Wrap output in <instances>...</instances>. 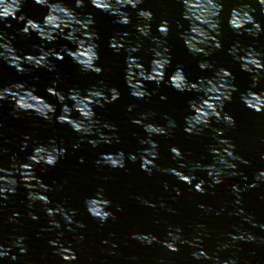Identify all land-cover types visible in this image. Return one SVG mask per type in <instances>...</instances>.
I'll use <instances>...</instances> for the list:
<instances>
[{"label":"water","instance_id":"water-1","mask_svg":"<svg viewBox=\"0 0 264 264\" xmlns=\"http://www.w3.org/2000/svg\"><path fill=\"white\" fill-rule=\"evenodd\" d=\"M62 2L73 8L79 16L91 14L94 18V30L99 37L96 41L100 56L97 65L103 68L102 74H82L79 66L66 54L63 60L53 61V71L25 65L29 70L23 75L0 59V87L22 82L28 88H35L37 95L54 104L59 114L61 105L56 97L47 93V88L55 86L65 95L70 89L84 93L87 89L98 87L103 81L108 87L119 90L120 99L104 108L94 107L96 118L102 123L115 124L116 130L113 133L107 128H101L114 137L112 143L101 142L98 147H92L88 140L98 137H85L81 147L74 150L72 145L80 142L81 137L68 125L56 124L54 118L52 123H48L34 113H20L17 118L14 115V104L10 100L0 101V190L13 185L16 188L15 194H9L7 199L0 197V244L13 245L18 236H23L24 246L27 247V253L20 254L13 246L6 259L12 264H264V175H260L264 172V113L248 109L239 99L240 94L250 88L258 93L264 91V80L252 88L251 76L241 71L239 63L228 53V49L237 41L245 47L252 46L264 52V34L257 39L247 34L237 35L227 23L231 9L247 2L256 9L253 15L264 26L261 6L256 0H221L222 48L204 57L190 54L180 38V33L189 27L188 21L182 18L183 6L180 0H143L139 5L153 13L151 36L160 35L157 29L161 21L169 22L167 44L171 50V65L167 69L166 81L178 66L183 68L189 81L211 78L214 69L201 70L198 67V63L205 59L215 68L224 67L233 73L238 91L233 93L231 102L225 103L223 111L235 118L236 125L228 127L223 122L213 123V129H224L223 136L214 139L216 133L211 129H205L202 135L193 136L183 131L184 118L191 114L189 101L197 99L198 94L180 93L166 84L157 87L155 83H146V88L152 93L150 99L136 100L129 94L130 89L124 79L126 53L114 52L109 47V39L125 31L130 34L127 40L132 43L139 39L142 47L135 55L140 57L145 68H149L153 59L150 51L153 44L151 37H139L135 31V24L140 22L137 10L126 9L132 23L123 26L115 23V17L92 7L89 0H84L83 8H75V0ZM192 2L195 3V0ZM47 11V8L35 4L34 0H25L22 13L18 15L42 21ZM198 11L193 9L194 13ZM200 15L202 19H208L207 14ZM8 24L11 26L8 27ZM23 26V22L9 18L8 21H0V32L13 38L12 44L18 55H36L42 41L35 33L23 35ZM199 27L206 28L207 25ZM45 47L60 51L63 47L74 50L75 46L58 37L54 43ZM53 81L57 83L53 85ZM162 96L166 99H161ZM203 102L214 103L208 97H203ZM68 103L71 105V101ZM129 105L135 106L132 112L127 111ZM140 113H150L151 122L159 125L166 124L165 115L177 123L171 137H152L160 145L159 159L155 163L161 169L181 168L183 163L185 166L181 170L192 175L197 162L202 165L215 164L221 169L223 182L209 187L213 180L205 170L195 171L196 179L191 186L167 172L152 169L149 175L142 171L140 155L142 149L149 145L140 143L146 133L131 123V119ZM72 115L79 118L76 112ZM26 135L31 136V140L28 141L27 151L22 152L20 145ZM51 137L55 138L58 146L67 149L59 163L49 168L36 162L38 156L29 159L33 155V145L48 144ZM115 137H119L118 143ZM225 138L235 145V156L243 158L234 160L227 157L226 153L220 154L236 164L235 169L220 163V156L214 157L209 152V146H215L218 150L225 147L219 143V140ZM173 145L181 149L183 161L172 159L169 148ZM119 151L125 154L123 169L96 163L101 153L114 154ZM129 153L136 154L135 163L128 161ZM81 157L84 158L83 163H80ZM233 172L238 174L232 175ZM201 179L206 182V192L203 194L195 191L194 187ZM41 184L49 186L47 196L51 203H36L29 207L27 196L30 190L36 199L44 196ZM233 185H239L242 190L238 194L234 193ZM92 198L110 201L105 210L113 216H109L103 223L94 218L87 211L85 203ZM46 207L54 213L61 208L62 212L49 217L45 213ZM63 212L72 217L71 221L65 219ZM14 213L19 215L13 218ZM33 215L39 219H32ZM50 220L58 222L59 227L50 224ZM80 224L83 227L78 226ZM134 235L155 236L158 241H172L174 236H178L175 243L179 250L170 251L160 242H141ZM250 235L254 239L248 240ZM233 236L244 238L233 239ZM52 240H58L64 248H70L77 258L73 261L63 260L58 250L49 243ZM201 250L209 258L195 259L193 253ZM12 255L18 258L13 260Z\"/></svg>","mask_w":264,"mask_h":264},{"label":"clouds","instance_id":"clouds-1","mask_svg":"<svg viewBox=\"0 0 264 264\" xmlns=\"http://www.w3.org/2000/svg\"><path fill=\"white\" fill-rule=\"evenodd\" d=\"M261 6V12H264V0H256ZM25 0H0V21H8L9 18L17 22H23L24 26L21 33L25 36H30L35 33L42 41L38 47V54H25L20 56L17 54L16 48L12 44L11 37L5 33L0 32V59L8 63L20 75L25 74L29 69L25 65H30L32 68H44L48 71L55 69V60H63L65 54L68 55L74 63H76L81 73H93L97 76L101 75L103 68L97 65L100 59L96 41L99 39L98 34L94 30V18L91 14L81 17L73 8L67 7L62 0H34V3L41 7L47 8V14L42 21H37L27 18L22 13L23 4ZM92 7L106 13L109 16L115 17V23L127 26L132 23V18L126 9L131 8L137 10L136 14L140 22L135 24V31L139 37L149 38L153 47L150 49L153 59L150 62L149 68H145L139 56L135 55L142 47V43L137 40L132 43L127 40L130 35L128 32L117 33L109 39V47L114 52L119 54L121 51L126 53L125 56V73L124 79L127 87L130 89V95L136 100L150 99L152 93L146 88V83H155L157 87L162 84L173 88L180 93H196L197 99L189 101L190 115L185 116L183 131L189 136L202 135L205 129H211L216 133L217 137L223 136V128H212L213 123L219 124L223 122L228 127H235V118L228 112L223 111L226 102H231L233 93L238 89L234 83L235 77L233 73L224 67L215 68L207 59L198 63L201 70L214 69V75L211 78L202 77L196 82L189 81L182 67L178 66L167 81V69L171 65L170 47L167 44V37L170 33V25L167 20L161 21L158 26L159 36H151V22L153 20V13L150 10L139 7L143 0H89ZM183 6L182 18L189 23L187 31L180 33V38L184 41L189 53L194 56L209 57L214 51L222 48L220 37L222 35L221 27V13L223 11V3L221 0H180ZM84 0H75V8H83ZM193 9L199 11L194 13ZM256 11L250 3H241L240 6L234 7L230 11L228 18V27L237 35L247 34L254 39L259 38L264 34V26L256 20L253 13ZM200 13L208 15V19H202ZM199 25H207L206 28H201ZM8 27L11 25L8 24ZM67 40L74 45V50L63 47L60 51L55 48H47L45 45L52 44L57 38ZM229 55L233 60L240 65L243 72L248 73L252 78V88L258 86L261 80H264V52L258 51L255 47H245L240 42H236L228 49ZM57 81H53L55 85ZM47 93L56 97L57 102L61 105L60 112L57 114L56 106L43 97L36 94L35 88H28L22 82H16L6 87H0V101L10 100L14 104V115L19 118L20 113H34L41 120L48 123L68 125L73 132L79 134L81 141L74 143L72 148L79 149L81 142L85 137L96 136L98 139H89L88 143L92 147H98L101 142L112 143L113 136L106 134L101 128H107L113 133L116 130V125L108 122H101L96 118L94 107L104 108L108 104H112L120 99V92L116 87H108L100 82L99 86L92 87L81 93L78 89H70L67 95L59 91L55 86L47 88ZM211 93V95H209ZM203 97H208L214 103H204ZM166 99V97H161ZM240 102L248 109L256 113H264V91L255 92L251 88L246 92L240 94ZM68 101H71L69 105ZM134 105H129L127 111L132 112ZM78 113L79 118H74L72 113ZM166 124L159 125L151 122L150 113H140L131 119V123L141 127L146 133L145 138L140 139L141 144H147L149 147L142 149L140 155L141 170L152 173V169L160 172H167L173 174L177 179L188 185H192L196 179L194 173L196 170H205L207 174L212 177L213 183L209 187H215L222 183L221 169L217 168L215 164L202 165L197 162L193 169L192 175L185 174L181 168L185 165L181 163V168L161 169L155 161L159 159V142L152 139L153 136L171 137L174 130L177 128V123L170 116L165 115ZM31 136L26 135L24 141L20 145V151H27L28 141ZM116 142H119V137H115ZM221 145H226L222 149L215 146H209V152L214 156H220L221 153H226L227 157H232L234 160H242V157L235 156V145L230 143L226 138L219 140ZM6 151V150H5ZM169 151L173 160L183 161V153L178 146H171ZM32 153L29 159H36L37 163H43L51 168L57 165L61 158H63L67 149L56 144L54 137L49 138L48 144L36 143L32 147ZM225 155L220 156V163H224L227 167L235 169L236 164L227 160ZM129 162L135 163L137 157L135 153H129L127 156ZM84 162V158H80V163ZM247 163V161H243ZM99 165L101 163L108 165L111 168L125 167V154L123 151L118 153H101L100 159L96 161ZM238 173L233 172L232 175ZM260 175H264L261 172ZM259 179V176H257ZM204 180H199L195 184V191L201 194L206 192ZM44 190V196L40 199L34 197L33 191L28 193L29 207L36 203L48 205L51 203L50 197L47 196L49 191L48 185H40ZM35 186H33L34 189ZM242 189L239 185H233L232 191L239 193ZM16 192L15 185L12 187H4L0 190V197L7 199L9 194L14 195ZM177 195L180 194L179 189L176 190ZM238 202V201H237ZM87 211L94 217L99 219L102 223L105 222L109 216L113 214L105 210V207L110 204L106 199L92 198L85 201ZM142 203H148L142 201ZM95 205V207H93ZM203 207V205H201ZM74 211V210H73ZM57 212H62L58 208ZM57 212L49 207L45 208V213L49 217H53ZM18 213L13 214V218L18 216ZM66 220L71 221L72 217L66 212H63ZM114 218V217H113ZM32 219H39L38 216L33 215ZM50 224L59 227V223L55 220H50ZM83 227L82 224L78 225ZM179 231V229L177 230ZM171 236L172 233H169ZM135 239L141 242L147 241L151 244L153 242H160L166 246L170 251H178L175 243L179 239L174 236L172 241H158V238L150 235H134ZM243 236H233V239H243ZM24 237L18 236L13 245L5 246L0 244V258L9 256L12 247H16L20 254L27 253V247L24 246ZM248 240L254 239L251 235L247 237ZM187 243V241H185ZM53 248L58 250V254L65 261H73L77 257L70 248H64L58 240L49 241ZM195 259L209 258L208 254L201 250L199 253H193ZM13 260L17 259L16 255H12ZM235 264V262H232Z\"/></svg>","mask_w":264,"mask_h":264}]
</instances>
